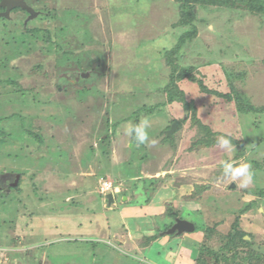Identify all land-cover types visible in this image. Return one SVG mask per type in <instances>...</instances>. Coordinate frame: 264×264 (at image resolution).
<instances>
[{
  "label": "rangeland",
  "instance_id": "374dc122",
  "mask_svg": "<svg viewBox=\"0 0 264 264\" xmlns=\"http://www.w3.org/2000/svg\"><path fill=\"white\" fill-rule=\"evenodd\" d=\"M26 2L37 16L11 13L8 32L21 33L24 21H33L31 29L51 33L67 26L63 47L80 55L86 71L74 80L71 69L62 66L64 56L57 55L56 46L37 39L31 51L8 61V71L0 69V79L17 75L21 87L39 94L40 103L50 102L37 105L31 97L2 88L0 115L38 117L35 126L47 128L44 134L55 137L54 146L58 143L65 154L56 161L53 146L50 152L44 148V159L34 162V157L30 161L0 157V173L31 171L42 190L59 194L49 199L55 211L40 201L46 196L41 191L36 197L26 188L33 205L29 201L27 208L11 211L6 222L0 220V264H195L203 230H213L212 248L218 250V240L233 232L238 217L240 231L248 235L245 240L252 238L253 247L264 255V114L242 115L234 103L182 81L179 87L196 104L200 122L231 139L234 150L218 143L211 148L196 145L198 126L186 120L190 113L178 103L147 118L150 141L156 143L136 145L126 134L132 123L124 121L136 109L166 101L164 89L172 67L164 50H171L185 30L177 26L178 5L173 0ZM40 10L55 18L39 20ZM209 24L215 26L214 32L207 31ZM196 25L198 35L184 49L182 64L198 67V77L224 93L230 92L228 73L241 74L233 84L252 106L264 107V16L207 7L199 9ZM4 31L0 23V60L9 40ZM51 117L61 118L59 125L45 121ZM174 118L186 121L168 136L177 124L172 123ZM108 133L110 156L104 158L99 137ZM225 161L234 166L250 163L253 182L241 188L239 179L224 177ZM5 178L8 184L16 181L14 176ZM105 183L113 185L112 205L102 191ZM63 197L70 204L66 208L58 206ZM251 203L253 207L245 211ZM130 207L141 210L132 213ZM31 211L73 215L29 219L25 215ZM176 213L198 230L166 234ZM155 234L157 239L142 247ZM12 238L18 241L13 243ZM208 260L213 262L211 256Z\"/></svg>",
  "mask_w": 264,
  "mask_h": 264
},
{
  "label": "trees",
  "instance_id": "16d2710c",
  "mask_svg": "<svg viewBox=\"0 0 264 264\" xmlns=\"http://www.w3.org/2000/svg\"><path fill=\"white\" fill-rule=\"evenodd\" d=\"M26 1V0H25ZM179 7L180 10V21L177 24L178 27L184 28V32L178 38V42L174 45L171 50L165 49V58L167 59V64L172 67L171 75H170V82L166 86L165 94H166V101L164 103L158 104L154 107H147L142 106L136 109L132 113V117L129 119H125L124 122H131L132 126L136 125L140 122L143 117L149 118L160 112V109L163 107L171 106L175 103L181 104L185 111L190 113V116L186 118V120H190L194 126V123L197 124V130L200 133L198 138V144L206 145L207 148H211L212 146L217 143V138L220 137V134L214 133L210 127L204 125L200 122L197 117V106L191 100H187V95L184 91H182L179 87V82H188L189 84H196L200 91L204 94L215 96L221 99L226 100L227 102L234 103L236 105L237 111L242 115H250V114H264V107H254L252 106L247 98L236 88L233 84L234 79H240V75L236 76L234 73L233 75L227 76L229 82L230 92H222L217 87L210 88L209 85L205 82V79L198 77L199 69L195 66H187L182 64V54L184 49L188 48L194 39L197 37V19L199 9L207 8V7H214V8H224V9H231L236 10L238 12H246L250 15L263 17L264 16V0H173ZM2 0H0L1 4ZM27 3V2H26ZM28 4V3H27ZM6 11L5 8L1 7L0 5V23L4 24L5 32L9 40H6L4 49L2 53V59L0 60V69L7 70L8 61L10 59L16 58L19 55H25L29 51H31L32 47L35 46L34 39L43 40L51 45H55L56 53L58 56L61 54L64 56V59L61 61H65V64L62 63V66L70 68L73 72L72 78L80 79L81 73L86 71L82 64V59L80 55H76L75 51L66 49L63 46L65 45V37L67 26L64 28H59L58 32L51 33L48 30L35 28L31 29L29 26L33 21L23 22L22 23V32H8V25L11 24L8 18L1 16L2 13ZM16 12H22L26 17L29 14L20 9L12 10V14ZM40 19H54L55 17L48 16L45 11L40 10ZM53 43V44H52ZM71 48V47H69ZM51 49V48H50ZM8 50L10 52H8ZM21 50V51H20ZM52 50H47V52ZM80 57V58H79ZM60 60V59H59ZM57 61V67L60 66V61ZM75 64H74V63ZM75 66V69L72 67ZM64 68V67H63ZM80 71V72H78ZM17 75H13L12 77H6L5 79H0V90L2 88H10L7 93H15L21 97H25L29 99L31 97V101L34 104H50L49 101L41 102L38 100L39 94L35 92V90L31 88H23L21 87ZM81 91L85 89H80ZM79 91V90H77ZM37 97V98H36ZM27 103V102H26ZM145 114V115H143ZM38 117L29 116L25 114H11V115H0V157L6 158H13V159H27L28 161L34 159L41 160L44 159V148L46 152H50L54 150L52 147L55 145V137H50L49 135H45V131L43 129L47 128H40L42 124L35 126V121H38ZM182 118V120L174 118L173 122H176L179 128H182L183 124L186 121ZM52 125L53 122L56 125H59L61 118L59 117H51L48 120ZM48 126V125H47ZM52 128V127H51ZM104 135L99 137L100 139V147L102 149L101 156L104 158H108L110 156V148L111 141L110 137L111 134L108 133L105 138ZM225 137V136H224ZM112 138V137H111ZM229 139V138H228ZM135 144H137L136 140L134 139ZM231 140V139H229ZM49 142H51L49 144ZM231 142H233L231 140ZM54 146L55 153L52 151L53 154L56 155V161L65 157L64 151L62 150L61 146L58 145ZM109 146V148H108ZM106 147V148H102ZM92 152H94V147H88ZM36 154V155H35ZM44 162V160H42ZM40 162V161H38ZM260 170L263 169L262 165L257 164ZM17 174H20V179L18 184L14 186V184H8L7 179H3L6 176L15 177ZM35 173L28 172H1L0 173V220L2 222H6L8 217L11 214V211H18L21 207L27 208L30 206V203L33 205L32 196H38L39 192L42 195L40 201L46 203V207L51 208L52 210L57 207L55 205L49 203V199L55 198L53 196H58L59 194H53L52 196L47 193V191L42 190L40 186L33 182L36 178ZM3 182L5 184H3ZM16 182V181H15ZM8 184V185H7ZM26 188H29L32 191V194H28L26 192ZM264 191L262 190V193ZM69 193V192H68ZM58 206L60 208H66L68 205L66 202V197L60 198ZM27 200V201H26ZM30 201V203H29ZM112 205V204H111ZM253 203L249 204L245 211L251 209L253 207ZM34 206H32L33 208ZM21 210V209H20ZM57 211V210H55ZM55 211H49V214L31 211V213L26 214L25 216L29 219H33L34 217L40 218H54L60 215L63 216H71L73 214H69L68 212H61L56 213ZM176 219L173 223L179 218L178 214H174ZM174 217V218H175ZM183 219V218H180ZM173 223L169 225V228L172 227ZM195 226V231L198 230L197 226ZM240 219L237 218V221L234 225L233 232L229 233L225 238H220L218 240L221 244L218 250H213L212 241H211V233H213L212 229H204L203 234L204 238L200 244L199 255L195 259V264H264V255L257 251L253 245V239L251 238L250 241L245 240V237L248 236L246 232L243 230L240 231ZM175 235V234H173ZM159 234H155L154 236H149L146 238L142 247H146L149 243L155 241ZM17 239V238H16ZM15 238H12L13 243L17 242ZM208 256H211L213 262L208 260Z\"/></svg>",
  "mask_w": 264,
  "mask_h": 264
},
{
  "label": "clouds",
  "instance_id": "9594fccd",
  "mask_svg": "<svg viewBox=\"0 0 264 264\" xmlns=\"http://www.w3.org/2000/svg\"><path fill=\"white\" fill-rule=\"evenodd\" d=\"M207 31L214 32L215 26L213 24L207 25ZM150 127V122L147 118H143L140 120V122L136 125H133L132 127H129L126 129V134L129 136H134V139L136 140L138 145H143L146 143H156V141L151 140L149 138V132L148 129ZM217 143L220 147L226 148L229 150H234V145L232 144L231 140L224 136H220L217 138ZM223 168V176L226 178H230L232 182H236L238 179L240 180L239 187L241 188H247L249 184L253 182V172L251 170V164L250 163H242L239 166H234L232 162L225 161L222 165ZM111 185L105 184L104 189H110ZM102 189V191L104 190ZM115 191H119V188H116ZM113 193V185L110 192ZM115 196V195H114ZM115 202V201H114ZM114 204V203H113ZM182 220V219H179ZM177 221V220H176ZM175 221V224H176ZM174 224V225H175ZM173 225V226H174ZM173 226L171 228H173Z\"/></svg>",
  "mask_w": 264,
  "mask_h": 264
},
{
  "label": "water",
  "instance_id": "95a60500",
  "mask_svg": "<svg viewBox=\"0 0 264 264\" xmlns=\"http://www.w3.org/2000/svg\"><path fill=\"white\" fill-rule=\"evenodd\" d=\"M1 7L5 8L6 11L1 14V16H4L6 18L10 17V14L12 10L20 8L24 11H26L29 14V19H34L37 16V12L33 8H31L25 0H2L1 2ZM178 129L177 124H173L172 128L170 131L167 132L168 136H172V134L175 132V130ZM16 182L14 186L18 184V181L20 179V175L16 176ZM106 199L108 200L109 204L111 205L114 203V194L109 193L106 195ZM195 231V226L193 223L185 221V220H177L176 224L171 228L169 231L166 232L168 235H173V234H182V233H193Z\"/></svg>",
  "mask_w": 264,
  "mask_h": 264
},
{
  "label": "crops",
  "instance_id": "0c3cea01",
  "mask_svg": "<svg viewBox=\"0 0 264 264\" xmlns=\"http://www.w3.org/2000/svg\"><path fill=\"white\" fill-rule=\"evenodd\" d=\"M134 207V206H133ZM131 209H130V211H132V213L134 212V211H137V210H141V209H139L138 207H135V208H132V207H130ZM146 208V207H145ZM129 209V208H128ZM134 210V211H133ZM143 211H144V209H143ZM133 217H134V215H132ZM89 222V221H88ZM92 223V222H91ZM91 223H90V225H91ZM82 226H83V224H82ZM129 231V230H128ZM128 233V232H127ZM129 234V233H128ZM129 236V235H128ZM129 238H130V236H129Z\"/></svg>",
  "mask_w": 264,
  "mask_h": 264
},
{
  "label": "built area",
  "instance_id": "2783aa9c",
  "mask_svg": "<svg viewBox=\"0 0 264 264\" xmlns=\"http://www.w3.org/2000/svg\"><path fill=\"white\" fill-rule=\"evenodd\" d=\"M105 184H108V183H105ZM105 184H104V185H105ZM108 185H111V188H110V189H104V186H103V188H102V189H104L103 191H104V193H106V194H107L108 192H110L111 189H112V184L109 183Z\"/></svg>",
  "mask_w": 264,
  "mask_h": 264
},
{
  "label": "flooded vegetation",
  "instance_id": "af4514ba",
  "mask_svg": "<svg viewBox=\"0 0 264 264\" xmlns=\"http://www.w3.org/2000/svg\"><path fill=\"white\" fill-rule=\"evenodd\" d=\"M15 179H17V177H16V176H15ZM174 224H175V223H173V225H174ZM173 225H172V226H173Z\"/></svg>",
  "mask_w": 264,
  "mask_h": 264
}]
</instances>
